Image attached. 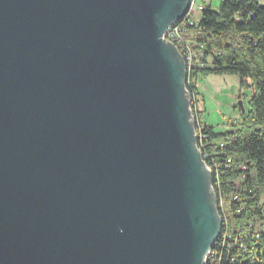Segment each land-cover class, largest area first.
Wrapping results in <instances>:
<instances>
[{
    "label": "water",
    "instance_id": "95a60500",
    "mask_svg": "<svg viewBox=\"0 0 264 264\" xmlns=\"http://www.w3.org/2000/svg\"><path fill=\"white\" fill-rule=\"evenodd\" d=\"M191 1L0 0V264H205L221 217L165 36Z\"/></svg>",
    "mask_w": 264,
    "mask_h": 264
},
{
    "label": "trees",
    "instance_id": "16d2710c",
    "mask_svg": "<svg viewBox=\"0 0 264 264\" xmlns=\"http://www.w3.org/2000/svg\"><path fill=\"white\" fill-rule=\"evenodd\" d=\"M200 5L198 19L190 12L192 23L186 15L177 21L184 41L175 42L187 64L197 145L211 170L215 195H237L234 219L243 223L255 213L264 219V0ZM208 74L238 75L240 86L250 89V108L238 126L216 130L202 122L196 78ZM241 201L247 203L237 207ZM258 233L245 239V246L220 248L206 264H264V229Z\"/></svg>",
    "mask_w": 264,
    "mask_h": 264
},
{
    "label": "rangeland",
    "instance_id": "374dc122",
    "mask_svg": "<svg viewBox=\"0 0 264 264\" xmlns=\"http://www.w3.org/2000/svg\"><path fill=\"white\" fill-rule=\"evenodd\" d=\"M219 2L220 0H194L192 10H196L194 18L198 19L201 16V12L197 8L199 4L203 3L217 6ZM183 59L185 60L184 57ZM239 82V76L234 74H208L196 78V84L200 92L198 108L202 110L203 123L213 125L216 130L234 128L241 123L243 117L250 108L248 99L251 91L250 89L242 88ZM185 86L187 88V85ZM240 99L245 108L244 112H242L238 106V101ZM224 198L225 202H228L230 197ZM249 205L256 204L250 201ZM224 208L226 209L228 207L224 205ZM225 213V216H228H226L225 227H242L241 238H244L247 233H251L250 230L255 231L257 229V234H259V230L264 229V219H260L256 213L250 220L243 223L234 219V212L232 209H227ZM248 223H253L255 228L247 226Z\"/></svg>",
    "mask_w": 264,
    "mask_h": 264
},
{
    "label": "built area",
    "instance_id": "2783aa9c",
    "mask_svg": "<svg viewBox=\"0 0 264 264\" xmlns=\"http://www.w3.org/2000/svg\"><path fill=\"white\" fill-rule=\"evenodd\" d=\"M193 2H194V0L191 1V4H190L188 11L183 16H181L178 20H180L185 15L187 16V18H189V13L192 12V10H193ZM197 8L201 9V5L199 4L197 6ZM189 20H190V18H189ZM177 21L167 29L165 36H166L167 40L172 41L178 48V45L175 42H178L181 44L184 40H182V34H181L182 27L177 24ZM190 22L192 23V20H190ZM178 50H179V48H178ZM182 56H183V54H182ZM237 199H238L237 195H233L232 198H229L228 202H225V198L222 195H220L219 197L216 196L217 208H218L219 215L221 217V224L222 225H221L220 232H219V234L215 240V242H217L218 245H217V247H215V242H214V244L212 245V248L206 254L205 264L207 263L209 258H211L212 256L214 257L216 254H218V250L220 248H221V251L224 252L225 250H229L230 247H232V245H235V246L236 245H239V246L244 245L245 246V239L251 238L252 236H256V237L258 236L257 229L255 231L250 230L251 233L249 232L244 236V238H241V231L243 230L242 227H239V226L232 227V228L225 227L226 216H227V215L225 216V214H226L225 211L227 209L231 210V208L233 206L232 202L234 200H237ZM260 201L262 202L263 200H260ZM245 203H247V202L241 201V203H239V205L237 207L243 206ZM224 205L227 206L228 208L225 209ZM247 226L252 227V228L254 227L253 223H248Z\"/></svg>",
    "mask_w": 264,
    "mask_h": 264
},
{
    "label": "crops",
    "instance_id": "0c3cea01",
    "mask_svg": "<svg viewBox=\"0 0 264 264\" xmlns=\"http://www.w3.org/2000/svg\"><path fill=\"white\" fill-rule=\"evenodd\" d=\"M196 10L193 11V15H195Z\"/></svg>",
    "mask_w": 264,
    "mask_h": 264
},
{
    "label": "bare ground",
    "instance_id": "6f19581e",
    "mask_svg": "<svg viewBox=\"0 0 264 264\" xmlns=\"http://www.w3.org/2000/svg\"><path fill=\"white\" fill-rule=\"evenodd\" d=\"M193 12V11H192ZM193 14V13H192ZM233 194V193H232ZM231 216V215H230ZM228 217V216H227Z\"/></svg>",
    "mask_w": 264,
    "mask_h": 264
}]
</instances>
